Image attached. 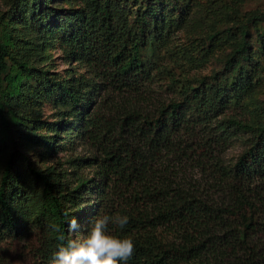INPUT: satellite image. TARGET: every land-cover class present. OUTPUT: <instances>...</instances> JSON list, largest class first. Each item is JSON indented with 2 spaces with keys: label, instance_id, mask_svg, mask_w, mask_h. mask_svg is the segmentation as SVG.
<instances>
[{
  "label": "trees",
  "instance_id": "1",
  "mask_svg": "<svg viewBox=\"0 0 264 264\" xmlns=\"http://www.w3.org/2000/svg\"><path fill=\"white\" fill-rule=\"evenodd\" d=\"M49 1L16 0L14 7L24 22L46 24L55 9L42 8ZM85 3L62 48L84 58L92 74L71 73L59 101L80 112L75 134L90 156L75 160L91 159L95 170L73 183L67 170L40 165L28 152L34 133L27 104L37 86L23 78L34 74L39 43L20 36L16 22H4L1 30L0 264H50L61 244L87 234L94 218L117 214L128 224L109 223L106 231L133 240L127 264H264V123L230 111L241 97L230 72L248 56L249 23L264 21V11L240 24L223 70L188 76L178 94L160 100L151 94L155 75L142 56L150 39L170 35L156 5L142 4L132 20L109 0ZM33 76L40 90L57 81L46 71ZM242 130L251 135L230 163V134ZM22 173L39 180L42 190L33 195L34 218L20 225L11 191ZM82 213L79 227L69 231L70 220Z\"/></svg>",
  "mask_w": 264,
  "mask_h": 264
},
{
  "label": "rangeland",
  "instance_id": "2",
  "mask_svg": "<svg viewBox=\"0 0 264 264\" xmlns=\"http://www.w3.org/2000/svg\"><path fill=\"white\" fill-rule=\"evenodd\" d=\"M109 1L116 7L125 8L132 20L142 4L154 3L159 10L161 24L167 32L170 31V35L164 36L163 40L158 42L152 38L142 48V56L151 64L155 75L151 94H156L160 100L178 94L188 76L209 75L223 70L226 54L240 40V24L248 22V16L253 12L264 11V0ZM15 3L16 0H0V34L4 22H16L14 28L20 36H31L39 43L38 54L33 55L37 66L34 74L46 71L57 80L48 90H40L34 74L23 78L25 82L37 86L36 97L27 104L34 133L28 152L40 165L56 164L67 170L66 178L73 183L78 176L92 175L95 165L88 158L80 163L75 160L77 156H90L82 139L75 134L81 120L80 112L73 105L59 101V97L63 81L71 73L91 76L92 69L79 55L67 56L62 48V37L77 25L86 3L85 0L42 3V8L55 7L46 24H36L31 18L24 22L14 7ZM249 24L248 56L230 72L231 81L240 85L241 95L239 101L234 99L230 111L239 118L258 124L264 123V21L259 19ZM181 49L193 55L195 61L188 62ZM1 87L2 83L0 90ZM2 135L0 128V137ZM250 135L247 130L230 134L226 151L230 163L240 155ZM41 190L39 180L29 174L19 176L11 198L17 204L16 217L20 225L34 218L39 205L33 195ZM83 215H74L79 225Z\"/></svg>",
  "mask_w": 264,
  "mask_h": 264
},
{
  "label": "clouds",
  "instance_id": "3",
  "mask_svg": "<svg viewBox=\"0 0 264 264\" xmlns=\"http://www.w3.org/2000/svg\"><path fill=\"white\" fill-rule=\"evenodd\" d=\"M128 220L127 216L119 214L94 218L87 234L82 238L68 239L61 244L59 250L53 254L50 264H127L135 251L133 240L110 235L106 229L109 223L124 228ZM78 227L75 218L68 223L69 231L74 232Z\"/></svg>",
  "mask_w": 264,
  "mask_h": 264
}]
</instances>
